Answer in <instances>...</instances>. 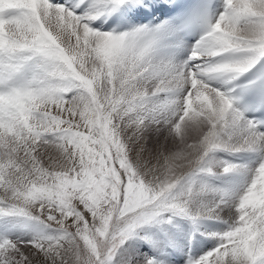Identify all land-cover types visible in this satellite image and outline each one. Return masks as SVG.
<instances>
[{"label":"snow or ice","instance_id":"6c2138e0","mask_svg":"<svg viewBox=\"0 0 264 264\" xmlns=\"http://www.w3.org/2000/svg\"><path fill=\"white\" fill-rule=\"evenodd\" d=\"M92 19L54 0H0V216L49 230L0 238V264H112L160 213L220 219L223 207L234 212L209 233L217 245L188 264H264V128L212 83L264 59V0H223L214 20L193 6L121 33ZM196 23L187 58L165 56L169 36ZM146 132H164L155 150ZM217 149L259 154L242 191L195 185Z\"/></svg>","mask_w":264,"mask_h":264},{"label":"bare ground","instance_id":"6f19581e","mask_svg":"<svg viewBox=\"0 0 264 264\" xmlns=\"http://www.w3.org/2000/svg\"><path fill=\"white\" fill-rule=\"evenodd\" d=\"M149 1L155 4V0ZM55 3L64 4L66 7L73 8L76 13L81 15L85 13L94 15L95 19H97L99 23L102 22L108 16V14L117 7L112 6L111 0H56ZM222 3L223 0H216L214 5L213 20L215 19L219 11L222 10ZM77 4H79L78 7H76ZM90 5H94V7H90ZM77 9L78 12L76 11ZM90 21L91 20H89L88 23ZM168 21V19H162L160 21L152 23L151 25H145L143 23H140L139 21H137L138 23L131 21L128 27L112 33L130 32L133 28L138 26H147L151 28L155 25L161 24V22ZM92 28L98 30L95 27ZM170 39L171 41H169V43L172 44L171 49L167 48L168 44L166 46L168 57L176 60L177 57H179L182 53L183 57L185 55L186 57L189 55V41L182 38L177 33V31L169 36L168 40ZM170 50L177 51L179 56L171 54ZM223 82V77H219L212 81L213 84H221ZM228 83V88H230L231 81H229ZM144 134H146L148 137L145 141L147 147L152 148L153 150H155L157 144L161 143L164 140V132L162 135H156L153 132H146ZM220 152L231 154L240 157L241 159L240 161L227 159L222 157L220 155ZM145 156H147V153H145ZM207 160L213 171L211 173H198L197 177L195 178V185L198 186L200 184H205L212 189L223 190L225 192H238L243 190L245 184L250 179L251 170L258 163L259 154L252 151L229 152L217 149L208 154ZM151 162L154 161H150V163ZM225 162L236 165L237 167L232 171L224 172L222 168ZM206 195L208 198H211L215 195V193L210 192ZM233 212L234 209L230 210L227 207H223L220 211V219L201 217V226L204 229L210 230L209 233L222 232L228 227L227 222H230V220L233 218ZM197 224L198 221L195 218L189 216L177 215L170 212L161 213L154 220L148 222L147 225L142 228L144 234H142L141 230H139L140 235H133L129 238L125 247H122L119 251V264H142V261L145 259V257H152V255L156 256L154 258L157 261V264H174L173 261L167 258L161 260V256L162 254L166 253V246L168 251L169 247L173 249L171 245H167V240L174 237L175 240L178 241V229L180 227L182 228L183 249L178 255L176 254L174 249V255L169 251L171 255L175 257L177 256L175 264H188L189 260L198 259L200 256L217 245L218 238L216 236L209 235V233L206 234L204 231L198 232ZM153 229L156 230L155 233L153 232ZM47 231L49 230L46 229L44 225H42L38 221L31 220L26 217L0 216V238L7 237L9 239L18 238L21 240H27L35 235ZM206 235L210 236L209 238H212V241H207L205 239V237H207ZM140 239H142L143 241L142 246L139 242ZM144 242H147L149 244V247L153 249V252L151 254H147V248L145 247Z\"/></svg>","mask_w":264,"mask_h":264},{"label":"rangeland","instance_id":"374dc122","mask_svg":"<svg viewBox=\"0 0 264 264\" xmlns=\"http://www.w3.org/2000/svg\"><path fill=\"white\" fill-rule=\"evenodd\" d=\"M171 39H172V38H171ZM171 39L168 40V46H167V48H169V49H171V46H172V44L169 43V41H171ZM170 53L173 54V55H177V56H179V54H178L177 51L170 50ZM182 57H183V53L180 54V56L177 57V59L174 60V61H179V60L181 61V58H182ZM184 58H185V56H184ZM162 134H163V132L160 133V135H162ZM152 142H153V141H152ZM154 144H155V142H154ZM160 214H161V213H160ZM160 214H159V215H160ZM159 215H158V216H159ZM154 219H155V218H154ZM154 219H153V220H154ZM195 219L198 221V224H197V228H198V229H197V231H198V232H199V231H204L206 234H208V233L210 232V230L204 229V228L201 226L202 218H201V217H195ZM164 224H165V223H164ZM164 224H163V225H164ZM146 225H147V223H144V224L139 225L137 228H135V229L133 230L132 234H131L127 239H125L124 243L121 244V245L118 247V249H117V251H116V255H115V257H114V259H113V261H112V264H119V263H120L119 258H118L120 249H121L122 247H125V245L127 244L128 240H129V238H130L131 236H133V235H140L139 230H141V233L144 234L143 231H142V228H143L144 226H146ZM157 229H158V228H157ZM170 230H171V229H170ZM178 230H179V239H178V241H176L174 237H172V238H170L169 240H167V245H171V246L173 247V249L175 250V252H176L177 255L180 254V251L183 249V245H182V228L180 227ZM155 231H156V230L153 229V232H154V233H155ZM206 236H207V237H205V239H206L207 241H212V238H209L210 236H208V235H206ZM143 239H144V238H143ZM144 240H145V239H144ZM139 242L141 243V246H142V243H143L142 239H140ZM144 245H145V247L147 248V254H151V253L153 252V249H151V248L149 247V244H148L147 242H144ZM140 248H141V247H140ZM141 249H142V248H141ZM165 251H166V253L162 254V256H161V260H163L164 258H167V259L173 261V263L175 264V261H176L177 256L175 257V256L171 255V254L169 253V251L167 250V246H166ZM152 257H156V256H153V255H152ZM176 264H177V263H176Z\"/></svg>","mask_w":264,"mask_h":264}]
</instances>
